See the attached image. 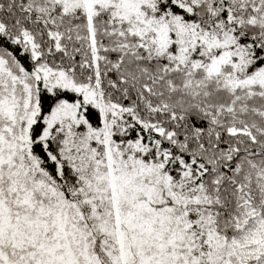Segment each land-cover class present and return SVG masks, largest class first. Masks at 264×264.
<instances>
[{
    "label": "snow or ice",
    "instance_id": "1",
    "mask_svg": "<svg viewBox=\"0 0 264 264\" xmlns=\"http://www.w3.org/2000/svg\"><path fill=\"white\" fill-rule=\"evenodd\" d=\"M0 264H264V0H0Z\"/></svg>",
    "mask_w": 264,
    "mask_h": 264
}]
</instances>
